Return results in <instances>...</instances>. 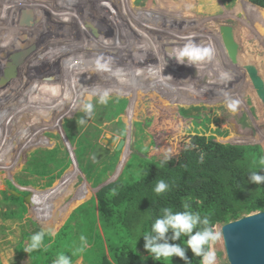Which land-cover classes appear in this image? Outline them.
Wrapping results in <instances>:
<instances>
[{"label":"rangeland","instance_id":"374dc122","mask_svg":"<svg viewBox=\"0 0 264 264\" xmlns=\"http://www.w3.org/2000/svg\"><path fill=\"white\" fill-rule=\"evenodd\" d=\"M61 1L62 0H38L37 2L40 6L36 5L34 0H19L17 2L14 0H1L2 4H0V9L2 11H5L9 7V3L13 4L12 7L20 6L21 10L30 6L34 14L37 10H40V14L42 13L45 19L51 21L46 20L47 22H44V24L39 23L40 27L38 26L36 28L31 16L32 14L28 13L26 18L22 14V19L21 17L18 19L17 23L20 28H25L21 33L19 32L21 30L17 24L13 26L8 23L6 28L4 25L3 27L0 25V38L2 39L0 44L1 51L4 52L8 50V52L12 54L14 53V47H8V49H6L5 44L9 45L13 42L20 44L23 39L30 35H39L44 32L47 33L45 39L48 38L50 41L47 42L43 40L38 46L39 48L48 47L50 42L52 43L50 48H53V44L59 41L60 36L62 37L60 34H65L64 38L70 39L69 41L72 45L53 51V59L51 61L46 60L44 64V77L40 81L38 80L39 85L45 83L58 85L60 88L59 95L42 92L39 86H37L36 88L24 92L13 100V96L8 97L4 102L0 99V127L3 126L4 128L10 129L11 132L8 131V135L12 134V136L7 137L9 139L8 143L10 144L4 145V147L0 144V264H31L30 254L24 251L23 255L20 256L16 250L18 241L22 239V227L19 225L20 220L17 218L14 219L13 213L15 209L6 210V205L9 203L12 204V208L16 207L20 213L28 207L26 206L27 204H24L25 202L20 203L19 197L15 202L9 200V196L17 192L14 183L17 187L19 182H23V184L32 182L36 189L45 191L44 188H46L48 184L54 185L59 183L67 173L71 175V179L74 181V176L72 174H75L76 171L80 178L86 180V184L89 188H92L94 185V180L100 179L101 177L106 179L113 176L111 178L113 180L118 176V180L120 177H125L127 172H132L135 166H137L135 165L137 164L135 158H130L124 164L121 173L119 174L120 171H116L113 175L117 164L122 159L124 151L127 152V155L131 152H139V147L136 145L139 141L135 142L137 139L140 138V142L143 140L142 143L145 145L149 144L150 138L153 139L154 143L169 145L172 143L173 136L177 133H186L185 135H190L187 133L195 130L190 128L192 126L207 131L212 126V132H216L218 136L221 135L220 133H224L227 136L239 139L243 138L242 140L245 139L248 143L251 142L254 145L261 146L264 154V103L258 98L246 72H242L232 66L231 68L227 67V64L224 62L226 57L222 55V49H218V53L221 54L220 57H217V51L215 50L214 60L212 62L200 64L198 69L195 66L191 67L186 65L185 70L187 72V77H179L181 79L180 84L169 85L167 83L174 81L175 78L169 79L170 76L168 74H162L161 71H159L161 74L156 72V69L153 68V64H150L152 56L149 52L150 48H148L149 45H152L153 41H157L158 38H164V33H166L168 37V32L173 35L174 33H178L180 28H185L187 31L188 27L192 25L200 35V40L204 42V45L210 44L213 46L206 25H201L203 18L200 17L209 18L213 23H216V21H219V23L224 22V24L230 25L232 30L234 27L236 30H240L241 25L244 23L254 25L252 19L257 13L251 16L233 14L231 8L235 5L237 0L232 3L227 0H172V2L163 0V5H165L163 7L159 5L157 0H96L99 7L90 3L94 0H85V3L84 0H80L81 3L78 2V0L77 2L79 5H77V9L70 6L76 12L79 11L76 14V21L74 20L67 25L64 23L59 25L57 22L53 21V9L54 7H61L64 11V4H62ZM23 2H25L24 6L22 5ZM65 2L67 5H70L69 1L65 0ZM135 8L138 9L137 12L131 11ZM174 9H179L180 11L188 10L190 13L185 15L181 14V16L174 18L176 14L171 13ZM191 14L199 18L187 19L186 16L188 17ZM80 15H83L82 20H78V16ZM152 15L162 16H160L157 22L155 19L150 20V18H148ZM5 16L2 18L8 20L9 16L6 13ZM263 16L264 14L260 15L261 22ZM92 17L95 22H100L99 25L91 26L89 24V19ZM94 18H97V20ZM40 20L42 19L36 20L35 17L37 25ZM184 22L192 25H188ZM6 23L7 22H3V24ZM101 26H105V36L116 47L111 63L112 72H97L95 69V58L98 56H105V45L103 44L100 32ZM149 26L152 30H154V26H157V30H155L162 31L163 35H155L156 37L154 38L152 34H145L151 33ZM124 29L135 36V40H131L134 42V47H132L133 44L131 45L132 42L129 41L130 38L122 39V35H120V41L125 43L127 52L128 50L131 51H129L132 55L131 57L126 56L120 50L118 36L119 32L121 34ZM242 33L246 39L236 34L237 40L240 42H238V49H242L241 58L244 52V46H246L244 41L251 45L252 49H258L262 59L259 63L260 66H257V68L259 74L264 79V48L261 49V47L258 46L260 39L257 37V33L255 34L250 30L249 32L242 31ZM22 34H24L25 38L20 37ZM258 34H260L259 30ZM6 38L11 39L10 42ZM142 39L145 41H141ZM144 43H147V45L145 46ZM172 45V43H168L167 47L171 48L173 47ZM255 51L256 50H254V53ZM34 52H30L28 57H33ZM162 52L163 51H161V53ZM252 52L253 51L250 49V53ZM161 55L168 58V52L166 51ZM141 59L146 60V63H148L149 69L153 72L155 83L158 84L163 82V84L171 87L170 94L174 90H180L188 78L191 82L196 84L201 92V80L213 78L214 86L219 90L220 94L217 96H206L202 92L206 100L202 95L200 99H197V97L194 98L193 103L190 99L191 104L187 106H179V104L185 103L184 101H186V98L181 97L184 101H181L178 106H175L177 103L176 101L171 100L167 102L160 97L164 92L161 94L157 90L155 92H145L146 97L152 100L151 103L154 105H151V108L155 112L149 110L148 100H143V107L140 105V102H138V108L141 111L137 115L127 116L125 112H122L123 109H121V111L119 110V98L116 94L118 82L127 84L133 88L148 87V83H150V86L152 84L154 85V83L151 82L149 74L146 76L144 70L142 72L138 71L139 67L142 69L145 64V62H141ZM18 60L17 58L16 62ZM27 60L26 63L32 66L34 61L27 62ZM242 60L244 63L242 67L248 64L247 62L256 65L254 59L246 62L245 55ZM16 62L14 64H16ZM161 63L167 70L172 69V64L166 63V61H161ZM27 64L24 67H26ZM1 67L3 66L0 63V68ZM117 70L122 71L117 72ZM113 72H116V75H114ZM221 72H228L231 75V79L226 81L221 80ZM1 73L2 71H0V74ZM39 73L40 72L33 73L36 82ZM177 73L176 70H170L169 74ZM160 75L162 76L160 77ZM153 87L155 88V86ZM104 89L110 90V99L106 105L99 104V97L96 95V93ZM89 93H93L92 103L94 105V111L90 118L85 116V113L81 111V104L87 102ZM225 93L231 98L240 101L236 111L233 112L227 108L226 102L223 101L225 100ZM31 94H33L34 98L37 97L38 102L35 100L30 104H26L27 100H23L19 106L14 104L15 101L23 99ZM7 102L9 105L4 104ZM240 105L243 107V110L239 107ZM44 107L51 111V120H48L46 118L47 116L45 117V112L42 110ZM181 107H188V112L190 113L188 117L182 118V120H180L178 112ZM152 113L153 117H150ZM80 118H84L86 123L78 126L77 120ZM137 119H143L142 128L139 124L137 126L130 125L131 131L129 130L128 135L126 131L128 123L132 122L133 124ZM169 134L172 136H169ZM123 138H125V140L128 138V142L126 141L122 149L117 150V142ZM103 139H115L116 141L111 147L109 146V153L95 162L90 157L91 150L95 144L103 143ZM215 139L220 140V138L216 137ZM215 139L212 140L215 141ZM256 140H258V142H256ZM189 142L190 141L181 138L176 143L177 146L174 150L163 149L161 151H151L148 152L149 156L147 157H157L165 160L166 156L170 155L171 159L179 161L183 165L188 176H212L228 169L227 165L231 168V159L233 158L231 152L228 154L221 152V148L217 144L211 146L209 149L200 146L201 144L194 148L193 143ZM90 144H94L90 152H85L84 155L78 158L77 154H75L76 149L81 145H87V147L89 146L88 148H90ZM234 144L235 142H233V145ZM52 154H57L58 157L67 156L70 160V163L63 169L59 177L48 180L45 177L42 178L36 175H30L25 169L29 166L31 160L44 159ZM123 162L124 161L121 163ZM49 164L53 166L52 162ZM73 168L74 171L71 170ZM232 172L233 178H235L236 171L233 170ZM101 180L102 179L98 181ZM9 181H11L10 184ZM115 181L116 180L113 182ZM77 186H74V191L71 192L72 186L70 183L65 184L67 194L49 208L46 207L42 209L37 205H31V211L34 215L37 217L40 216L38 217L39 225L36 231L46 232L50 229L56 214L59 218L63 215L60 227L64 225L70 212L64 213L66 206L64 203L65 201L73 199L72 197L75 196L74 193L78 192ZM93 193L95 197L97 192L95 193L94 191ZM87 199L75 202L71 211L74 212L80 205L88 202ZM62 204H64V206L59 207ZM84 206L86 205L84 204ZM5 210L9 213L7 214L9 215L7 219L3 217ZM22 217L26 225L29 223L28 229L33 230L34 228L30 225L33 219L30 220V217L23 212ZM216 226L219 227L218 229L222 236V224H216L214 229ZM74 229L76 231V227ZM93 235L95 237V233L91 231V239H93ZM27 239L24 238L23 240L24 247L29 243ZM92 245L91 242L90 244H86L84 251L80 252L79 257L75 258L72 264H87V261H84L83 258H85L86 255H91L92 250L88 248ZM212 249L216 253L215 264H222L227 261L223 237L212 245Z\"/></svg>","mask_w":264,"mask_h":264},{"label":"trees","instance_id":"16d2710c","mask_svg":"<svg viewBox=\"0 0 264 264\" xmlns=\"http://www.w3.org/2000/svg\"><path fill=\"white\" fill-rule=\"evenodd\" d=\"M227 1L232 3L236 0ZM248 1L237 0L235 5L231 8L233 14L236 13L240 16H251L256 13V11L264 13V0ZM90 3L99 7L96 0L91 1ZM137 10L138 9L135 8L131 11L137 12ZM160 16L162 15H152L148 18H150V20L155 19L158 22ZM82 19L83 15L78 16V20ZM94 19L97 20V18ZM262 22L264 23V16L262 17ZM99 23L100 22H95L93 17L89 19V24L91 26L99 25ZM153 28L154 30L150 28L151 33H144L152 34L154 38L157 35H163L162 31H156L157 26H154ZM104 29H106L105 26H101V37L103 44L105 45L104 58H113V53L116 47L105 36ZM120 35H122V39L130 38L129 41L132 39L135 40V36L127 32L125 29L121 34L119 32V41ZM171 36L172 35L169 34V32L168 37L167 34L164 33V38H158L157 41H153L152 45H149L148 47L150 48L149 52L152 56L150 64H153V68L156 69V72L159 74L170 75L169 79L175 78L174 81L167 83L169 85L180 84L181 79L179 77H187V72L185 70L186 65L178 64L174 58H165L161 55L164 51L168 52L170 50V47H167V44L172 43ZM141 41L145 40L142 39ZM144 44L145 46L147 45V43ZM131 45L134 47V42H132ZM120 50L126 56H132L129 53L130 50L127 52L125 43L121 41ZM160 50L163 52L161 53ZM161 61H167L169 64H172L173 66L170 70H176L178 73L169 74L170 70L164 68L162 66L163 62L161 63ZM141 62H145L144 67L142 69L139 67L138 71L142 72L144 70L146 76L149 74L151 82L154 83V85L152 84L150 86V83H148V87L133 88L127 84L118 82L116 94L119 98V110L121 111V109H123L124 111L122 110V112H125L127 116L137 115L141 111L138 108V102H140V105L142 106L143 100H148L149 110L154 111L151 108V105L153 106L154 104L151 103V99L146 97L145 92H155L156 90L160 94L164 92L160 97L167 102H170L171 100L176 101L177 103L175 106H178L181 101H184L181 97L186 98V101H184L185 103L179 104V106H187L188 104H191V100L193 103L194 98L197 97V99H200L203 95L196 84L191 82L189 78L180 90H174L170 94L171 87L163 84V82L158 84L155 83L153 72L149 69L148 63H146V60L142 59ZM159 71H161V73ZM161 76L162 75H160V77ZM153 86H155V88ZM203 97L206 100L204 95ZM23 100H27L26 104H30L35 100L38 102L37 97L34 98L33 94H31L23 99L15 101L14 104L19 106ZM223 101L225 102V100ZM4 104L9 105V103ZM239 107L243 110L241 105ZM42 110L45 112V117L47 116L46 118L51 120V111L46 107ZM178 112L180 120L190 115L188 107H181ZM150 117H153V113ZM142 121L143 119H137L133 124L132 122H129V127L127 126L126 129L128 135L129 130L131 131L130 125L137 126L139 124L142 128ZM190 128L195 129L187 133L190 135H185L186 133H177L173 136L172 143L169 145L154 143L151 138L149 144L145 145L142 143L143 140L140 142V138L137 139L135 142L139 141L136 143L137 147H139V152H131L127 155V152L124 151L122 159L117 164V172L123 168L126 161L130 158H135L137 161V164L135 165L137 166H135V169L132 170V172H127L125 177H120V179L115 182H113L115 179H111L112 176L106 179L101 177V181H98L100 179L94 180V185L92 188H89L86 184V180L80 178L76 171L75 174H72L74 176V181L71 179V175L67 173L59 183L54 185L48 184L47 187L44 188L45 191L36 189L32 182L27 183L24 181L27 184L19 182L17 187L14 183L17 192H15L16 194L14 195H10L9 200L15 202L19 197L20 203L25 202L24 204H27L26 206H28L20 213L16 207L12 208L11 203L8 202L9 204L6 205V210L15 209V212L13 213L14 219L17 218L20 220L19 225L22 227V239L18 241L16 247L18 254L20 256L23 255L24 238H28L27 240H29L31 234L37 232L36 229L39 225L38 217L40 216L37 217L34 215L31 211V205H37L42 209L55 205L64 195L67 194V189L65 187V184L67 183H70L72 186V189L70 188L71 192L74 191V186H77V184L79 186H77L78 192L74 193L75 196L72 197L73 199L65 201L64 203L66 204L64 213L70 211L68 218L64 225L60 227L63 215L59 218L56 214L52 222V227L45 232L44 244L47 246V250L42 249L31 253V264H53V261L57 258L58 254L61 253L70 256L71 261H73L75 258L79 257L80 254L78 249L81 247V235L87 238L86 244H90V242L93 244L88 248L92 250L91 255H86L85 258H83L84 261H87V264H169V262L153 260L143 247L144 239L142 235L145 232L150 231L152 222L161 215L160 209L162 207L172 206L174 211H183L182 202H188L193 211H199L202 215H208L213 227L216 224H225L252 212L263 210L264 183L257 185L248 180L249 172L253 170L264 175V169H262L264 166L259 164L260 158L264 157L262 147L254 145L251 142L248 143L245 139L242 140L243 138L239 139L227 136L224 133H220L221 135L218 136L216 132H212V126L208 131L194 126ZM8 131L11 132L10 129L4 127L1 130L0 144H2L1 146L3 147L4 145L6 146L10 144L8 143L9 139L7 137L12 136V134L8 135ZM169 136L172 135L169 134ZM215 137L220 138V140L215 139ZM181 138L192 142L194 148L201 144L200 146L209 149L211 146L217 144L221 148V152L226 154L231 152L233 157L231 159V168L227 165L228 169L212 176H188L183 165L179 161L170 159L163 167H159L158 165L161 164L164 159L147 157L149 156L148 152L151 151H161L163 149L174 150L177 146L176 143ZM212 139H215V141ZM126 141L128 142V138ZM233 142H235L234 145ZM256 142H258V140H256ZM93 145L94 144H90V148H88L89 146L87 147V145H81L76 149L75 154L80 158L85 152H90ZM122 161L124 162L121 163ZM50 162L53 163V166H50ZM69 163L70 160L67 156L58 157L57 154H52L44 159L31 160L29 166L25 169L30 175H36L42 178L45 177L49 180L59 177L63 172V169ZM231 169L236 171L235 178H233V170ZM71 170L74 171V168ZM158 179H164L170 185L169 190L160 195H157L153 191ZM10 183L11 181H9V184ZM94 191L95 193L97 192L95 197L93 196ZM27 197L29 199H25ZM85 199H87L88 202L80 205L74 212L71 211L75 202ZM64 204L59 207H63ZM84 204L86 206H84ZM6 210L3 213V217L7 219V217H9L7 214L9 213L6 212ZM22 212L27 214L28 217H30V220L33 219L30 224L32 225V228H34L33 230L28 229L29 223L26 225L22 220ZM75 227L76 231L74 229ZM196 230H199V226L197 229H194V231ZM91 231L95 233L93 239H91L90 236ZM139 236L141 237L137 244H134L135 239ZM186 239V236H182L181 240L176 241V243H181L182 246H186L183 244ZM84 248L86 247L84 246ZM187 255L190 258L191 264H201L200 257L193 256L191 250H188ZM170 264H184V261L180 260L178 257H173Z\"/></svg>","mask_w":264,"mask_h":264},{"label":"clouds","instance_id":"9594fccd","mask_svg":"<svg viewBox=\"0 0 264 264\" xmlns=\"http://www.w3.org/2000/svg\"><path fill=\"white\" fill-rule=\"evenodd\" d=\"M167 56L169 58H174L178 64L195 66L198 69L200 64L212 62L214 60L215 48L210 44L203 45L196 43L191 37H189L183 46L170 48ZM111 63V57L105 59L103 56L96 57L94 61L97 72H112ZM119 71L122 70H117V72ZM113 74L116 75V72H113ZM220 79L224 81L229 80L231 79V75L228 72H221ZM39 89L42 92L50 93L52 95L60 94V88L58 85L45 83L39 85ZM96 95L99 97L98 103L106 105L110 99V90L104 89L103 91L96 93ZM224 95L227 108L233 112L236 111L240 101L231 98L227 93ZM92 96L93 93H89L87 102L81 104V111H83L85 116L89 118L94 111ZM85 123L86 121L84 118L77 120L78 126ZM170 159V155L166 156L165 160L158 166L163 167ZM259 164L264 166V157L260 158ZM262 169H264V167H262ZM248 180L260 185L264 183V175L253 170L249 172ZM169 188L170 185L167 181L164 179H158L153 191L157 195H160L168 191ZM182 207L184 209L183 211H174L172 206L162 207L160 209L161 215L152 222L150 231H147L142 235L145 251H147L155 261L169 262L170 264L173 257H178L180 260L184 261V264H191L190 258L187 255L188 250H191L193 256L200 257L201 264H215L216 253L212 249V245L221 239V233L215 231L208 215H202L199 211H193L188 202H182ZM198 226L199 230L194 231ZM45 235L44 231H37L31 234L29 243L23 248V250L28 254L34 253L37 250H47V246L44 244ZM182 236L187 237L186 241L183 242L186 246H182L181 243H176V241L181 240ZM140 237L141 236L135 239L134 244H137ZM80 241L81 247L78 251L83 252L84 246L87 243V238L81 235ZM53 264H72L71 257L63 253L58 254L57 258L53 261Z\"/></svg>","mask_w":264,"mask_h":264},{"label":"bare ground","instance_id":"6f19581e","mask_svg":"<svg viewBox=\"0 0 264 264\" xmlns=\"http://www.w3.org/2000/svg\"><path fill=\"white\" fill-rule=\"evenodd\" d=\"M14 1L17 2L19 0H14ZM37 1L38 0H34V2H36V5H38V2ZM67 1L70 2V5H67V3L65 2V0H62L61 1V3L64 4V9H65L64 11L62 10L61 7H54V9H53V15H54L53 21L54 22H57V24H59V25L60 24L62 25V23H64L65 25L72 23L76 19V14L79 12V11L76 12L71 7H74L75 9H77L78 8L77 5H79L78 2L81 3L80 0L79 1L78 0H67ZM168 1L172 2V0H168ZM157 2L159 3V5L161 7L165 6V5H163V0H157ZM84 3H85V0H84ZM0 4H2L1 0H0ZM9 4H10L9 7L5 11H2L0 9V17H1V19H0L1 20L0 21V25H1V27H3V25H4L5 28H6L7 27V24L9 23V24H11L13 26H15L17 24V26L20 28V26L17 23L18 22V19L20 17L22 19L23 15L26 18V15L28 13L32 14L31 16H32V18L34 20L33 22H34V25H36V28L40 25L39 23L44 24V22H47L46 20L50 21L49 19H45L43 17L42 13L40 14V10H37L35 12V14H34L32 8L30 6L29 7H25V8L23 7L24 10L23 9L21 10L20 9V6H18V7H12L13 4L12 3H9ZM24 4H25V2L22 3L23 6H24ZM26 5H27V3H26ZM38 6H40V5H38ZM33 9H34V7H33ZM45 9H46V6H45ZM72 12H74V13H72ZM5 13L9 16L8 20H5V19L2 18L3 16H5ZM171 13L172 14H176V16H174V18H176V17L181 16V14H184L185 15V14L190 13V12H188V10L180 11L179 9H174V10H172ZM256 13H257V15H255V17L252 19L253 20L252 22H254V25L253 24L250 25V23H244V24L241 25L240 30L239 29L236 30V28L234 27V29H233L232 32H233L234 40L236 41L237 44H238L239 41L237 40L236 34H237V36L239 35L241 38H245V36L243 35L242 31L243 32H249V30H250L251 32H253L255 34L257 33V37H259V39H260L258 46L261 47V49H262V48H264V42H263V35H264L263 28H264V23L261 22L260 15L261 14H264V13L261 12V11H256ZM5 17H7V16H5ZM35 17H36V20L42 19V20H40V22H38V25L35 22ZM186 18L189 19V20H191L192 18L193 19H197L199 17H196L195 15L191 14L188 17L186 16ZM200 18H203L202 21H201V25H206V27H207V30L209 32V36H210L211 42L213 44V47L217 51V53H216L217 54V57H220L221 56V54L218 53V49L219 48H220V50L222 49V55H225L224 57H226L224 59V62L227 64V67L231 68V66H232V67H234L236 69L241 70L242 72H245L244 68L242 67V64H244L243 63V60H242V58H243L244 55L246 56V62L247 61H251V60L254 59L256 61V66H260L259 63L261 62V59H262V57L260 55V51L258 49H254V48L252 49V46L249 45L248 43H246L245 41H244V43L246 44V46H244V52L242 54V58H241V52H242V49H241V50H238L236 63L233 62V60L230 57H228V54H227V52L225 50V47L223 45V41H222V38H221V34H220V26L223 25L224 22L223 23H221V22L219 23V21L218 22L216 21V23H213V22H211L209 20V18H204V17H200ZM207 20H209V21H207ZM3 22H7V23L6 24H3ZM184 23H187V22H184ZM187 24L188 25H192V24H189V23H187ZM31 25H33V24H31ZM257 27H259V28H257ZM20 30L21 31H19V32L21 33V32H23L22 30H25V28L22 27V28H20ZM258 30L260 31V34H258ZM60 35H62V37L60 36L59 37V41H56V44L55 43L53 44L54 45L53 48H50V45L52 44L50 42L48 44V47L49 48L48 47H43V48L36 47V48L32 49L31 52H34L36 50L34 52V56L33 57H31V56L28 57V55L30 53L25 58H23V59H21L17 55L16 52L19 50L18 48H20V45L22 43L19 44L17 42H13L12 44H9V45L5 44L6 45L5 46L6 49H8V47H12V48L14 47L13 48L14 53H12V54L9 53L8 50L7 51H4V52L1 51V47H0V53H1L0 63L2 64V66L5 64V61H3L5 59H6V61H10V62H14V63L16 62V59L17 58L19 59L16 62V64H15L16 65V68H15L14 72L12 73V75L10 77H8L7 79L6 78L5 79L4 78H1L0 79V99L2 100V102H4L8 97H12V96H13L12 97V100H13V99L19 97L24 92H26V91H28V90H30L32 88H36L37 86H39L38 80L40 81L44 77V75H43V73H44V64H45L46 60L47 61H51L53 59V54H54L53 51L54 50H57L59 48H62V47H70V46H72L70 44V41H69L70 39L68 40L67 38H64V35L65 34H60ZM20 37L25 38L24 37V34H22V36L20 35ZM189 37H191L194 40V42L204 45V42L200 40V35L197 33V31H196V29H195V27L193 25L192 26H189L187 31H186L185 28H180L178 33H174L171 36V42H172L173 46L180 47V46H183V44L187 42V38H189ZM6 39H8V38H6ZM25 39H27V38H25ZM25 39H23L22 42ZM47 39L48 38H46L45 41L49 42L50 40L49 39L47 40ZM10 40L11 39H8L9 42H10ZM1 42H2V39L0 38V44H1ZM250 49L253 51L252 53H250ZM254 50H256L255 53H254ZM2 54H3V57H2ZM27 58H28V60H27ZM26 60H27V62L28 61H34L33 62V65L30 66L29 64H27L26 63ZM263 61H264V58H263ZM247 63H249V62H247ZM26 64H27V66L24 67ZM2 68L3 67L0 68V71H2ZM7 69H8V67H7ZM33 70H35V71H33ZM37 72H40V73L38 74V79H37V82H36L34 80L33 73H37ZM201 88H202L201 89L202 92L206 96H217V95L220 94L219 93V90H217L216 87L214 86V80H213V78L201 80ZM253 93H254V91H253ZM256 99L258 100L257 97H256ZM2 128H3V126L0 127V135H1ZM112 140L113 139L108 140V141L110 142ZM108 144L109 143H107L106 146L109 148V145ZM218 228L219 227L216 226L215 227V231L220 232Z\"/></svg>","mask_w":264,"mask_h":264},{"label":"water","instance_id":"95a60500","mask_svg":"<svg viewBox=\"0 0 264 264\" xmlns=\"http://www.w3.org/2000/svg\"><path fill=\"white\" fill-rule=\"evenodd\" d=\"M232 31L230 25L223 24L220 26L221 38L228 57L236 63L239 49ZM46 36L47 33H42L27 37L20 45L17 55L21 59L25 58L32 49L38 47L45 40ZM15 68L14 62L5 60L0 79L10 77ZM243 68L258 98L264 103V79L259 74L257 66L253 63H248L243 65ZM115 141L113 139L108 142V139H103V143L95 144L90 153L92 160L96 162L107 155L110 149L106 144L109 143L108 145L111 147ZM125 143V139H120L116 145L117 150L122 149ZM116 171L117 167L113 175ZM115 179H117V176ZM221 231L227 256V261L222 264H264V209L222 224Z\"/></svg>","mask_w":264,"mask_h":264}]
</instances>
